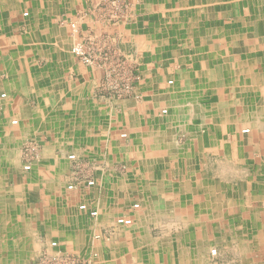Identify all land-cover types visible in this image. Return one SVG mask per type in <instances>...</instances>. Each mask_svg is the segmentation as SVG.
<instances>
[{"label":"crops","instance_id":"0c3cea01","mask_svg":"<svg viewBox=\"0 0 264 264\" xmlns=\"http://www.w3.org/2000/svg\"><path fill=\"white\" fill-rule=\"evenodd\" d=\"M109 1L0 0L5 135L17 121L0 146V264L52 240L83 264H264V0H125L111 26L94 8ZM73 22L81 43L127 57L132 96L97 95L102 71L69 52ZM71 154L94 186L64 190Z\"/></svg>","mask_w":264,"mask_h":264},{"label":"rangeland","instance_id":"374dc122","mask_svg":"<svg viewBox=\"0 0 264 264\" xmlns=\"http://www.w3.org/2000/svg\"><path fill=\"white\" fill-rule=\"evenodd\" d=\"M95 10L99 13L100 17L104 18V23H107L106 25L111 26L110 24L116 25L119 21L122 22L124 20L128 19L129 16V11L131 6H129L125 0H110L109 2H104L102 4H98L97 6L94 7ZM26 14V16L24 15ZM27 11L23 12V17H27ZM108 20V21H106ZM70 25V24H69ZM71 29V43H70V49L69 52L70 54L79 59L81 61L80 57L75 55L72 52V48L76 45H82V50L85 53L86 56H88L92 64H84L89 67L96 68L97 70L102 71V78H100L98 87H97V95L100 97H105V99H109L111 97L114 98H119V99H124L127 97H130L134 94V89H135V84L134 82L139 80L138 75H134V68H131L130 62L128 61L127 57L123 55H119L117 57L113 56L112 52L108 50L107 46L106 48L99 49L96 48L95 43L91 44H86L84 42L81 43L79 40L77 33H78V26L76 25V22H73L70 26ZM104 42H108V38H104ZM165 110V109H164ZM163 111V110H162ZM166 111V110H165ZM12 121L10 120L9 122V128L7 132H10V130H15L17 125H13ZM0 128V146H3L4 139L6 137H11L7 136V132L5 135V131L1 130ZM12 135V133H11ZM1 152V150H0ZM73 152V151H70ZM69 152V153H70ZM25 150H23V154L21 153L20 158L22 159V168L24 163H28L31 166V170L29 171L30 173L32 172L33 168H36L40 162H42V156L40 154V149L38 148L36 152L30 153L29 155H25ZM69 156V155H68ZM68 156L66 155V158L69 162H71L68 159ZM79 160V159H77ZM81 161V160H79ZM82 165L83 162L81 161ZM69 165V164H68ZM63 164H60V168H62ZM71 181H77V186H82L83 183L82 177L86 176L87 177V172H86V167L85 165L83 166H77L76 163L71 162ZM89 167V166H88ZM61 170V169H59ZM28 172V171H27ZM89 178V177H87ZM69 181V182H71ZM69 184V183H68ZM67 181L66 179L64 180V190L67 188ZM95 184V182H94ZM0 190H2L1 184H0ZM84 214L81 213L80 211L78 212L77 216H83ZM0 219H5V214L3 212H0ZM89 218L87 216H84L83 219H79L82 223H85L89 221ZM112 231L111 230H103L101 233L98 234L95 233L94 236H92V239L95 238V236H100L98 239L101 240H109L111 237ZM96 239V238H95ZM52 242H56V246H51ZM48 245V246H47ZM45 247L43 246L44 250H42L39 254L37 253L35 255L34 261L31 262V264H34L35 261H37V258L44 252H47L48 254H55V253H64L65 251L61 250V247L64 245L58 242L57 240H52L47 244ZM212 250V249H211ZM68 253V252H66ZM75 255L77 258L82 260L80 255L76 254V252L70 251V254ZM215 257V256H214ZM211 256V258H214ZM214 261V260H213Z\"/></svg>","mask_w":264,"mask_h":264},{"label":"built area","instance_id":"2783aa9c","mask_svg":"<svg viewBox=\"0 0 264 264\" xmlns=\"http://www.w3.org/2000/svg\"><path fill=\"white\" fill-rule=\"evenodd\" d=\"M26 16V14H24ZM82 45H76L72 48V52L79 56L81 61L84 64H92L91 59L85 55V53L82 50ZM5 95H1V97H4ZM166 111L163 110L162 113H165ZM12 124L15 125L17 124V121L14 120L12 121ZM243 133H247L248 130H243ZM126 135L125 134H121V138H125ZM37 148L34 144H30L29 147H26L25 149V155H29L30 153H34L36 152ZM68 159L73 162L76 163L77 166H83L81 161L77 160L76 156L74 154H71L68 156ZM23 170L24 171H30L31 170V166L28 163H24L23 165ZM83 183V185L85 187H92L94 186V181L90 178H87L86 176L82 177L81 180ZM77 181H71L68 185H67V190L68 191H75L77 189ZM139 208V204H133L132 205V209H138ZM78 210L80 212H88L90 217H96L97 216V211L96 210H88L86 204H80L78 206ZM115 224L118 226H130L132 224V219L129 216H120L118 218H116L115 220ZM100 236H95L96 239H98ZM56 242H52L51 246H56ZM210 255L212 257H214L216 255V250L212 249L210 251ZM34 264H83L82 261L77 258L75 255L70 254V253H55V254H48L47 252L42 253L38 258L37 261L34 262Z\"/></svg>","mask_w":264,"mask_h":264}]
</instances>
